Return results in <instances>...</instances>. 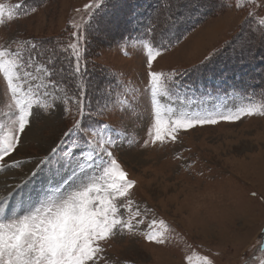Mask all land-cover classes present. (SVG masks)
I'll use <instances>...</instances> for the list:
<instances>
[{"label":"rangeland","instance_id":"obj_1","mask_svg":"<svg viewBox=\"0 0 264 264\" xmlns=\"http://www.w3.org/2000/svg\"><path fill=\"white\" fill-rule=\"evenodd\" d=\"M36 2L0 0V4L12 8L17 4L27 8L35 6ZM91 2L41 0L35 13L21 15L11 22L5 17L4 25L0 26V46L10 45L13 51L27 55L30 45L26 42L34 41L41 45V59L55 55L59 57L56 67L59 69L63 65L68 68L66 54L68 52L71 56V50L66 46L70 40L72 42L71 33L77 30L73 25H78L85 36L81 44V64L88 65L89 71L96 75V81H92L90 86L89 83L83 84L88 88L85 96L90 94L84 99L90 100L86 107L92 116L99 110L101 101L92 92L95 86L106 93L103 104L108 109L103 117L97 118L99 122L110 125L109 132L113 135L122 130L130 133L128 138L133 143H123L115 155L128 178L136 181L131 210L139 208L145 220L140 225V233L147 231L148 223L153 219L163 220L172 230L173 238L166 245H156L147 242L142 234L117 235L106 243L101 242L105 251L100 264H105V261L107 264H199L198 258L203 256L213 259L214 264H261L264 261V253L259 250V239L264 236V116H246L237 122L220 121L215 125L197 126L181 131L175 143L166 141L163 145L157 143L143 147V142L150 139L147 134L150 96L146 93L149 70L143 46L139 43L141 34L138 35L132 24L146 23L144 18L156 12V0L134 6L136 21L112 27L113 20H123L130 12L129 2L123 0L125 6L113 9L112 22H109L110 14L108 21L102 22L107 31L99 27L85 34L83 31L88 21L85 6ZM202 2L211 4L213 0ZM239 2L242 4L239 10L234 7L237 0H224L226 5H232L230 8H200L197 16L204 13L203 19L190 31H178L180 35L174 40V46L154 61L152 70L165 75L173 70H191L193 66L200 65L210 52L231 44L240 34L241 22L248 12V0ZM167 6L166 1L161 10L162 18L169 16ZM18 11L23 13L24 8ZM257 13L258 18L264 17V8L257 9ZM123 30L126 34L131 32L138 42L133 45L129 41L126 46L118 47L120 36L125 34ZM253 55L262 66L258 55L264 58V48L255 46ZM216 73L209 79L207 75L197 76L189 72L177 80L189 82L188 78L193 75L207 86L220 87L218 83L225 81L218 79L220 73ZM55 78L66 85L67 91L64 93L60 85L53 89L54 94L60 97L61 102L70 100L78 79L69 78L67 73L63 77L58 74ZM228 79L230 82L226 84L231 89L227 93H210L203 101L184 100L183 104L194 111H215L217 108L226 111L237 103L232 97L242 92L234 88V82L248 86L244 90L253 93V100L262 101L255 97V87L247 77L234 72ZM6 88V82L0 75V121H6L9 113ZM259 90L262 95L264 86ZM125 101L135 102V110L125 111L128 107ZM66 106L71 108L73 115L62 117L59 111H54L37 116L31 130L22 138L18 153L6 158L9 162L13 158L30 162L21 169H0V200L6 194L14 193L28 169L34 168L71 126L76 107L72 103ZM40 175L46 177L48 173L45 170ZM39 183V180L29 183L22 191L34 190ZM20 199L19 193L10 197L13 213L20 212ZM8 208L6 204L5 209ZM121 213L127 216L128 210L121 208Z\"/></svg>","mask_w":264,"mask_h":264},{"label":"snow or ice","instance_id":"obj_2","mask_svg":"<svg viewBox=\"0 0 264 264\" xmlns=\"http://www.w3.org/2000/svg\"><path fill=\"white\" fill-rule=\"evenodd\" d=\"M40 3L41 0H37L35 6L27 8L20 4L15 8L0 4V26L4 25L5 17L11 22L21 15L37 12ZM109 3L110 0H92L85 6L88 15L85 32L98 30ZM167 3L169 16L164 23L169 29L196 15L200 8L232 7L224 0H213L211 4L202 0H167ZM156 6L159 10L160 0H156ZM234 7L238 10L242 8L239 0ZM21 8H24L23 13L18 11ZM259 8H264V0L259 3L248 0V12L241 22L240 34L231 44L210 52L200 65L193 66L191 70H173L167 75L152 70L154 61L172 44L166 31L161 30L159 41L153 38L139 41L146 55L149 70L146 93L150 96V127L147 131L150 139L143 142V147L157 143L163 145L166 141L175 143L181 131L197 126L215 125L220 121L237 122L246 116H264V101H254L253 93L248 92H237L232 97L237 103L226 111L219 108L215 111L189 110L180 96L185 86L177 80V77L189 72L197 76L207 75L209 79L219 72V79L225 80L230 72L255 71L240 66L253 63L255 46L264 48V17L258 18ZM133 21H136L134 9L125 19H116L111 26L119 27ZM132 26L137 28L138 35L148 37L151 33L155 36L157 26L154 24L138 22ZM73 27L77 30L71 33L72 42L66 46L71 50V70L63 65L59 69L56 67L58 56L48 55L41 59V45L34 41L26 42L30 45L27 55L13 51L10 45L0 46V75L6 82L10 101L6 121H0V169H21L30 162L15 158L9 162L6 158L18 153L22 138L31 130L37 116L54 111H59L62 117L70 116L73 115L72 110L66 105L72 103L76 107L71 126L63 132L56 146L51 147L34 168L28 169L25 179L14 190L21 195L20 212L11 211L10 197L14 193L6 194L0 200V209H4L0 212V264H100L105 251L101 242L106 243L117 235L142 234L147 242L156 245H166L173 238L172 230L163 220L153 219L148 223L147 231L140 233V225L145 220L139 208L131 210L136 181L128 178V173L115 155L123 143L131 145L133 141L128 138L130 133L127 130L116 131L113 135L109 132L111 126L97 119L108 111L103 104L106 93L98 89L100 95L97 99L101 103L95 116H92L84 103L85 88H79L70 100L63 102L53 92L61 83L55 78L58 74L61 77L67 73L69 78H82L86 73V66L81 65V44L85 36L78 25ZM129 41L133 45L138 42L131 32L122 34L117 46H126ZM230 65L236 67L224 71ZM259 72L264 81V67H260ZM124 103L128 104L125 111L135 110V102ZM86 118H91L94 126L85 125ZM45 170L48 175L41 176L40 173ZM36 180L40 183L34 190L22 191ZM6 204L8 209H5ZM121 208L128 210L127 216L121 213ZM259 250L264 253V236L259 239ZM198 260L199 264H214L213 259L207 256Z\"/></svg>","mask_w":264,"mask_h":264},{"label":"trees","instance_id":"obj_3","mask_svg":"<svg viewBox=\"0 0 264 264\" xmlns=\"http://www.w3.org/2000/svg\"><path fill=\"white\" fill-rule=\"evenodd\" d=\"M126 2L128 1L129 2V9L130 11L133 10L134 6L135 5H141V3L143 2H149V0H125ZM167 0H160V4H161V7L159 10H156V12L150 16H146L144 18V21H146V23H149V24H154L156 25V32H155V36L153 37L151 33H149V36L148 37H145L141 34V39L140 40H143V39H148V38H153L157 41H159L160 39V34H161V30H164L166 31L167 33V39L168 40H171L172 44L171 46L168 48V50L173 47L175 44L174 43V40L177 39V37H179L180 33L178 31H181L183 30V32L185 30L187 31H190L192 29H194L199 21H201V19H203L202 17L204 16V13L203 14H200V16H197L198 14L194 15L193 17H191L190 19L188 20H185L183 21L178 27H173L171 29L168 28V26L163 23L164 22V18H162L163 16V13L161 10H163L164 6H165V3H166ZM156 5V4H155ZM168 5V3H167ZM121 6H125V2H123V0H110V3H109V7L106 9L105 13L103 14V16L105 17H102V20L100 22V29H106V31L108 30L106 27H104V25H102V22L104 20L108 21V15L110 14L111 17L109 18V22H112V14L114 12L113 9H116L117 10L121 7ZM168 7V6H167ZM193 12H195V10L192 9ZM141 12V10H140ZM158 14H161L160 16H158ZM144 15V14H143ZM202 15V16H201ZM151 18L150 20L147 19V18ZM201 17V18H200ZM207 18V17H205ZM204 18V19H205ZM160 20V21H159ZM115 20H113L114 22ZM162 21V22H161ZM163 23V24H162ZM87 25V23H86ZM86 28V26H85ZM109 28V27H108ZM185 28V29H184ZM99 29V28H98ZM110 29V28H109ZM92 30L89 29L87 31V33L85 32V30L83 31L85 34H88L89 32H91ZM123 33H125V31L123 30ZM185 33V32H184ZM126 34V33H125ZM91 35V34H90ZM71 41V40H70ZM70 41L68 43H70ZM165 43H167V40L165 41ZM167 50V51H168ZM66 57H67V60L68 62L66 63V66H68L69 70H71L72 66H73V63H72V59H71V56L69 55V53L67 52L66 54ZM258 58L259 59H262L260 60L261 61V64L262 66H260L255 60L253 61V63L251 65H247V66H240V67H245V68H248V69H255V71H244V72H235V74H238V75H243L245 77L248 78V80L253 84V86L255 88H253V91L255 93V97H258L259 99H261L263 101V98H264V93L262 95H260V91L259 90L261 88V86H264V84L262 83V79H261V76H260V72H259V68L260 67H264V58L262 57L261 58V55H258ZM82 67H84L85 65L81 64ZM215 68V66H212ZM229 67H236V66H232L230 65ZM89 67L88 65H86V73L83 75L82 78L80 77H76L78 79L77 81V85H75V88H74V93L73 95L78 91L79 88L83 87L86 89L85 85H83L84 83H89L88 86H90V83L92 81H96V75L95 73L89 71ZM228 71H230V68H227ZM227 69H224V71L227 72ZM231 74L230 75H233L234 72H230ZM192 74H195V73H192ZM217 74V73H216ZM213 75V77L216 76ZM229 75V76H230ZM254 77V78H253ZM208 78V77H207ZM189 79V82H183L182 84L185 86L181 89V92H180V96L183 97V100L185 101H190V100H195V101H203L205 100L207 97H209L210 93H227L229 88L231 89L230 85L229 84H226L228 82H230V80L228 79H225V83H218L220 85V87H212V86H207L205 85V83H203L201 80L198 79V77L196 76H193V75H190V78ZM219 79V78H218ZM217 79V80H218ZM233 81V80H232ZM80 83V84H79ZM95 83V82H94ZM93 84V83H92ZM226 84V85H225ZM62 87H61V90L65 93L67 90V87L65 84H60ZM94 86V85H93ZM234 88L237 90V91H242V92H248V93H251L250 91H246L244 90L245 87H248L244 84H242L241 86L239 84H237L236 82H234ZM72 87V86H70ZM88 89V88H87ZM86 89V90H87ZM250 90V89H249ZM95 93V95H97V97L100 95V93L98 92V89H96V87L94 86V89L93 91ZM91 92V94H92ZM90 95V94H88ZM88 95H86L85 97H87ZM90 100H87V101H84L85 105L86 103H89ZM85 125H93L95 124V122L91 119V118H87L85 119L84 121Z\"/></svg>","mask_w":264,"mask_h":264}]
</instances>
